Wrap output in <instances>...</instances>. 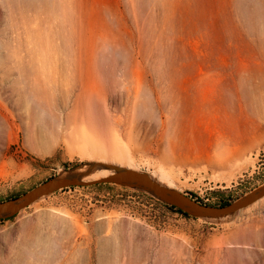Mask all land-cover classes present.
Wrapping results in <instances>:
<instances>
[{"label":"rangeland","instance_id":"obj_1","mask_svg":"<svg viewBox=\"0 0 264 264\" xmlns=\"http://www.w3.org/2000/svg\"><path fill=\"white\" fill-rule=\"evenodd\" d=\"M99 159L214 206L264 185V0H0V201ZM0 264H264V197L63 188L0 219Z\"/></svg>","mask_w":264,"mask_h":264},{"label":"water","instance_id":"obj_2","mask_svg":"<svg viewBox=\"0 0 264 264\" xmlns=\"http://www.w3.org/2000/svg\"><path fill=\"white\" fill-rule=\"evenodd\" d=\"M113 168L114 172L111 175L93 181H83L78 178H64L60 174L47 179L22 195L0 201V219H7L15 215L41 197L48 196L57 190L97 183H114L120 186L146 191L177 207L184 213L203 219H221L234 215L264 196V185H262L234 202L222 206H214L201 203L175 189L165 187L145 173L120 167Z\"/></svg>","mask_w":264,"mask_h":264},{"label":"bare ground","instance_id":"obj_3","mask_svg":"<svg viewBox=\"0 0 264 264\" xmlns=\"http://www.w3.org/2000/svg\"><path fill=\"white\" fill-rule=\"evenodd\" d=\"M86 162H89V163L82 164L81 166L75 168L73 171H70V172L61 171L60 176L64 177V178H78V179L83 180V181H93V180H98V179H101V178H104L106 176L111 175L114 172L113 167H120V168H125V169H129V170L137 171L134 168L132 169V167H130V166L118 165L115 163L107 162L106 160L102 161V159H99L98 161L93 160V161H86ZM146 174H148V173H146ZM149 175H152V174L149 173ZM153 179L158 181L156 178H153ZM158 182L160 183V181H158ZM160 184H162L165 187H168L165 184H163L162 182ZM263 197H261V198H263ZM260 199H258V200H260ZM212 220H214V219H212Z\"/></svg>","mask_w":264,"mask_h":264},{"label":"trees","instance_id":"obj_4","mask_svg":"<svg viewBox=\"0 0 264 264\" xmlns=\"http://www.w3.org/2000/svg\"><path fill=\"white\" fill-rule=\"evenodd\" d=\"M179 211H181L180 209H179ZM182 212V211H181Z\"/></svg>","mask_w":264,"mask_h":264}]
</instances>
